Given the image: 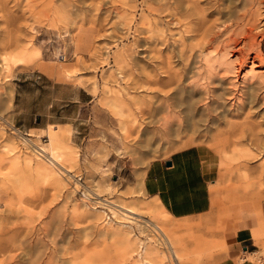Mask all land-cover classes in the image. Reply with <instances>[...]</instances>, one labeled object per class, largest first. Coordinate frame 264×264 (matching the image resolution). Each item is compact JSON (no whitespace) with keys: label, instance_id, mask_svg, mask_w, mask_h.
Returning a JSON list of instances; mask_svg holds the SVG:
<instances>
[{"label":"rangeland","instance_id":"obj_1","mask_svg":"<svg viewBox=\"0 0 264 264\" xmlns=\"http://www.w3.org/2000/svg\"><path fill=\"white\" fill-rule=\"evenodd\" d=\"M236 1L171 0L161 13V0H0V264H143L156 237L94 207L88 192L146 211L157 200L138 192L139 170L189 145L201 152L212 206L169 219L189 250L204 244L206 264H264V4ZM209 107L222 113L215 124ZM226 120L237 125L224 143ZM51 125L64 127L73 148L64 163L79 184L67 176L57 188L23 162L14 128L48 144ZM234 202L252 207V240L230 242ZM118 227L133 242L124 262Z\"/></svg>","mask_w":264,"mask_h":264},{"label":"bare ground","instance_id":"obj_2","mask_svg":"<svg viewBox=\"0 0 264 264\" xmlns=\"http://www.w3.org/2000/svg\"><path fill=\"white\" fill-rule=\"evenodd\" d=\"M161 1H162V3L159 4L160 2L158 0V2H159L158 5H161V7H159L158 10H161V13H162V11L164 10L163 9L164 7L166 9L168 8L167 6H169V3H170L171 0L169 2H168V0H161ZM251 1L252 0H238V1L235 2V6L238 7L239 5H241L242 8H246L248 5L251 4ZM259 2L264 4V0H259ZM180 5H182V4H180ZM180 5H178V6H180ZM253 5H254V3H253ZM178 6H177V8H178ZM231 6L232 5H231V2H230V11L233 10V9H231ZM233 6H234V4H233ZM233 6H232V8H234ZM171 7H170V9H172ZM175 7H176V5H175ZM189 8L191 10L192 7H189ZM154 9L156 10L157 8H154ZM166 9H165V11H166ZM182 9H184V8H182ZM174 10L176 11L175 8H174ZM188 10H186V11H188ZM221 10H223V9H221ZM224 10H225V8H224ZM227 10H229V9H227ZM176 12H179V11H176ZM151 13H152V11H151ZM186 13H190V12H186ZM237 13L238 12H236V14ZM177 15H179V14H177ZM180 15H182V13ZM227 16H228V14H227ZM239 16L241 17V15H239ZM146 17H144V20L146 19ZM141 18H143V17H141ZM147 19H148V17H147ZM148 20H146V21H148ZM163 28H165V27H163ZM188 29H186L185 32L190 30V29L189 30ZM239 51H241V50H239ZM239 53L243 54L242 51L239 52ZM4 60H5V65H4V70L2 71V75L7 76V73L10 71L11 63H16L17 58H16L15 55H12L9 58L8 57H4ZM174 74H176V73H174ZM173 78H174V76L172 77V79ZM176 81L177 80H175V82ZM181 86H182V84H181ZM178 87H180V85H178ZM175 88H177V87H175ZM177 89H179V88H177ZM180 89H181V87H180ZM255 90H257V89H255ZM214 92L215 91H213L212 94H214ZM250 92H252V91H250ZM192 93H194V92H192ZM246 94H248V93H246ZM174 96H176L175 93H174ZM189 96H190V94H189ZM254 96H256V95H254ZM171 97H173V95ZM171 97H169V99ZM215 97H217V96L215 95ZM251 97H252V95H251ZM175 98L177 99L178 97H175ZM173 100H174V98H173ZM179 100H182V97H180ZM252 101H253V98H252ZM246 102H247V100H246ZM173 104L171 103L170 105H173ZM211 104H212V102H211ZM175 105H177V104H174L173 106H175ZM213 106L215 107V105H213ZM241 106H243V105H241ZM112 108L117 113L124 114L122 106L118 102H116V100H115L114 103H112ZM174 109H173V111H174ZM209 109H210V107H209ZM182 110L180 108L179 111H182ZM168 112H169V110H168ZM183 112L186 114L188 122H190L191 125L195 126L196 124L199 123L196 120V113L194 111V103L192 101H186L185 110ZM201 112H204V111H201ZM208 112L209 113H208L207 117H208V119L210 118L209 120L212 121V123L214 122V124L222 116V115H220L222 113L218 112V108H216V109L211 108ZM200 113H199V116H200ZM174 114H175V112H174ZM197 117H198V114H197ZM200 117L203 118V116H200ZM204 119H207V118L204 117ZM196 121H197V123H196ZM209 123H211V122H209ZM225 125L227 127V130L223 131V133L227 134V138L225 139L224 143H227V142H229L230 136L235 133V130H236L235 126L237 124L235 122H232L231 120H226L225 121ZM2 127H4V126H2ZM123 127H124V129H126L127 128V124L125 123ZM11 128H13V127H11ZM14 132L18 135V137L20 139H22L24 145H26V147L28 149V151H26V153L23 154V160H24L23 162H25V164L28 165L32 169V174H33L34 178L50 182V183L54 184V186L56 185L57 188L58 187H60V188L61 187H65V180L67 181L68 177H70V179H73L74 183L79 184L78 183L79 181H76V177L72 173V170L70 168H68L66 166V164L64 163V161H66V160H64L65 157L68 158L73 153L72 146L64 139L66 137V132H64V128L56 126V125L50 126V133L52 135V138H51V140H50V142L48 144H44V143L43 144H36L35 142L32 141L31 138H29L27 135L21 133L19 130L15 129V128H14ZM148 132L151 133V131H148ZM235 145L238 146L237 140L235 142ZM46 146H48V150H47ZM235 151L237 152L238 148H236ZM145 170H146V168L141 169V170H139V172L137 174V177H138V189H139L138 192H140L143 195L145 194V190L143 189V179H144ZM16 177H17V175H16ZM21 185H23V184H21ZM24 186H26V185L24 184ZM88 194L90 196L89 200L94 204V207H96L95 205H97V204H102V205H105V206H108V207H112V211L115 214L121 216L126 221H128V223H135L138 226H140L141 229H143V231L151 233V234H153L156 237V239H154V238L151 239L150 238V245H149L150 247H149V249L147 251V254H145L143 256V264H206V262L209 260V257H208V255H207V253H206V251H205V249L203 247V245H204L203 243L197 242V244L193 247V249L189 250V248L187 247L186 242H184L183 239H182L181 226L177 225V224L175 225V223L172 222L169 219V216H171V214L163 207V205L161 204V202L157 198H156L157 203H155V204L154 203H152V204L149 203L147 205V207L145 206V208H146L145 210L146 211H143L144 208L143 209L142 208L139 209L138 207L134 206L133 203H126V204L114 203V202L110 201L108 198H105V197L103 198L101 196H98L100 194H97L96 192L94 193L93 191L92 192L91 191L88 192ZM147 213H153L154 217L147 218L145 216ZM114 233L119 238V241H120V243H119L120 244V246H119V262H124V261H126L128 259V257L131 255V253L133 251V242H132V240L130 238L129 233L127 231L122 230L120 227H118L115 230ZM141 244L142 245H140V247L143 246L144 241ZM163 248H165L166 251H164ZM141 250H139L138 253H139L140 257L142 258L143 254L140 252ZM169 254H171L172 260H170ZM181 255H186V256L188 255L187 259L185 261L182 260L181 257H180Z\"/></svg>","mask_w":264,"mask_h":264},{"label":"crops","instance_id":"obj_3","mask_svg":"<svg viewBox=\"0 0 264 264\" xmlns=\"http://www.w3.org/2000/svg\"><path fill=\"white\" fill-rule=\"evenodd\" d=\"M143 189L149 197L157 198L176 218L206 212L212 206L208 174L201 152L195 145L151 159L145 170ZM251 208L242 202L230 204L229 210L233 218L240 219L237 230L232 232L230 242L252 240L248 234L252 229L249 221L254 217L249 213Z\"/></svg>","mask_w":264,"mask_h":264},{"label":"built area","instance_id":"obj_4","mask_svg":"<svg viewBox=\"0 0 264 264\" xmlns=\"http://www.w3.org/2000/svg\"><path fill=\"white\" fill-rule=\"evenodd\" d=\"M136 231H137V229H136ZM142 248H144V244H143V246L142 247H140V249H142ZM142 251V250H141Z\"/></svg>","mask_w":264,"mask_h":264}]
</instances>
